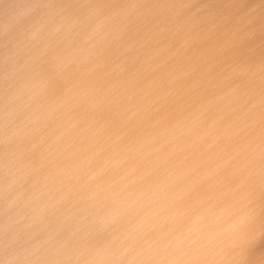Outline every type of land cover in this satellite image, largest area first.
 Segmentation results:
<instances>
[{
	"label": "water",
	"instance_id": "95a60500",
	"mask_svg": "<svg viewBox=\"0 0 264 264\" xmlns=\"http://www.w3.org/2000/svg\"><path fill=\"white\" fill-rule=\"evenodd\" d=\"M11 1L0 0V20L20 11L21 0L13 8ZM62 9L55 4L50 15L34 10L38 32L55 28L53 16ZM88 9L93 11L91 4ZM184 9L172 22L182 30L170 38L171 31L163 34L161 47L146 43L129 64L118 63L116 53L89 71L71 68L61 54L59 64H31L24 74L15 73L20 64H0V135L24 140L18 152L0 144L5 158L17 159L10 166L6 159L8 178L0 184V220H17L0 237L9 245L0 264H236L243 255L240 264H264V203L240 199L250 172L235 168L240 160L252 162L264 178V79L257 78L264 72V12L235 13L236 19L230 14L211 24ZM240 18L244 22L236 24ZM129 23L119 36L129 37L122 42L131 48L139 32ZM21 24L22 35L29 26ZM16 31L1 20L0 42ZM19 39L14 49L23 56L27 46ZM136 79H143L136 88L127 84ZM94 82L104 89L93 91ZM174 88L175 95H167ZM49 92L56 93L55 109L47 103ZM126 92L127 99L114 101ZM38 93L45 99L32 103ZM61 131L69 155L58 169L47 168L42 142L59 139ZM43 187L35 197L33 191ZM20 204L32 211L18 217ZM143 220L171 221L152 233ZM246 220L233 256L223 248ZM48 229L50 243L44 239ZM201 231L217 256L189 252L202 249L196 238ZM220 239L221 246L213 244ZM186 246L188 252L177 254Z\"/></svg>",
	"mask_w": 264,
	"mask_h": 264
},
{
	"label": "bare ground",
	"instance_id": "6f19581e",
	"mask_svg": "<svg viewBox=\"0 0 264 264\" xmlns=\"http://www.w3.org/2000/svg\"><path fill=\"white\" fill-rule=\"evenodd\" d=\"M25 1L26 0H21V2H19L21 7H20V11L18 13H17V11H15V12H13V14L9 18H6L7 17L6 16L4 19H1L2 21L6 22L8 24L12 23L13 29L17 30V31H16V33H14L12 35V38L7 39L8 38V35H7L6 39H4L0 42V64L9 63V62H15L16 64H20L18 67V71H15L16 74L17 73L24 74V71L28 66H30L31 64H36L35 62L37 60H34L35 58L30 59V57L28 55L34 50V48H36L41 42H43L53 32V29L46 28V25L43 28L45 31L38 32L42 29L40 27L38 28L37 22H35L36 16L34 15V10L39 8L43 13H45V14H48V13L39 6L38 7L37 6L30 7V6L25 5ZM84 1L85 0H59V3L57 4L59 6H63V9L61 12H63L64 8H66L70 14L69 18H70V20H72V22L74 24V35L76 37V40L72 43L73 53H72L71 58H72L73 64H75V65L79 64L78 67H80L81 70L83 69L84 71H87L90 66H88L86 68H82V67L84 65H87V64H94L93 66H95V64H97L99 57H100L99 52L100 51L102 52V49L104 48L105 45H108L110 42H113L116 39V38L110 36L109 37L110 41L108 42V44L106 41L105 45L102 46V49L100 48L101 45L98 44V42H97L99 36H102L103 32H105V29L107 26L106 22L108 20L111 21L110 27L108 29L113 28L118 33H121L120 29H122L123 26H126V23L130 25L129 22H130V20H132V25L137 28V30L140 34L138 39H137L138 41L136 43V46H138V44H139L140 47L138 46V47L134 48L135 54L133 56H135V57L131 56V58H130V59H133V58H138L142 48L144 47V45H146V43H149V44L152 43V45L161 47V42H163L161 36L163 34H165L167 31H169V32L171 31L170 35L168 36V38H170L173 36V34L175 35L180 30H182V29H179L177 27V25H175L172 22L174 20L176 21L177 13H179V11H181L183 8H185L184 11H186V12L188 11V14L191 17L195 16L194 14L191 13L193 10H194V13L197 12V14H200L201 17L205 16L206 17L205 21L209 20L211 24L213 23L214 18L213 19L212 18L207 19V17H212V16L215 17L216 16L217 19L223 21V20H227L230 18L233 19L235 13L238 15L242 14L241 16H243V14H254L255 15V13H258V12H262V11L264 12V3L262 2V0H194V1H191V0H132V1L131 0H123L118 5L122 8V10H123L122 12H126L128 14H131L130 18L128 16L122 17V15H116L115 18H108L107 17V20L103 21L100 18L89 19V18L85 17V15L83 14V11L81 9V4ZM212 4H216V6L213 7L212 10L208 11V7H210ZM72 5L75 6L74 9L71 8ZM15 6H16V3H14V1H11L10 7L13 8ZM0 7H1L0 8V14H2L1 10L3 7H2V5ZM10 7H8L5 12L8 13ZM209 12H213V13L209 15ZM7 13H5L4 15H6ZM114 13H115V10H111L110 16H112ZM223 14H224V16H223ZM230 14H232V15L229 18ZM180 15H182V13ZM22 18H24V19L21 21ZM116 18H118V19H116ZM234 19H236V18H234ZM116 20H118V21L114 24V22ZM239 22H240V24H242L244 21H242L240 18V19H238V21H236V24H239ZM21 23H23L24 25H28L30 27V28L28 27L29 30L25 34H22V35H21V30L18 31V27H23V25ZM207 24L208 23H206V25ZM244 24L252 25V23L250 21H245ZM149 25H150L151 29L146 28ZM139 27H140V30H139ZM263 27H264V24H263ZM89 28L93 32L87 36L90 40V41L88 40L89 41L88 42L87 40L84 41L82 37L86 36L85 32H87V29H89ZM33 29H34L35 35L36 36L38 35L37 38L33 37V35H32ZM224 31H230V30H229V28H227V29H224ZM227 34H228V32H225L224 35L227 36ZM25 35H27V36H25ZM122 35L124 36V34H122ZM224 35H222V36H224ZM225 36L223 38H225ZM22 37H24V39L26 37H28L27 39L24 40V43L26 41H28V42L26 44L23 43L24 47L27 46V48L25 50V54L23 56L21 55L22 50L21 51L16 50L17 49L16 47H18V44L21 41L19 38H22ZM105 37L108 38V36H105ZM67 39H69V34H66V41H65V43H62V45L60 47H63L66 45ZM14 48H16V49H14ZM6 50L10 51L9 54H7V56L10 55V57L6 58V60H8V62L5 61V59H4V56L6 54ZM11 50H12V52H11ZM10 53L13 54V57H11ZM238 53H236V55H238ZM132 61H134V60H132ZM232 61H237L236 57H234V55L232 57ZM54 62L55 61H54V58L52 56L44 58L41 61H39L40 64H54ZM92 67H90V68L94 69ZM71 68H73V66ZM91 69H90V71L92 73ZM257 78L260 79V81L262 79H264V72L257 75ZM30 79L31 78H29V80ZM152 79L154 80V82L158 81L156 76ZM137 80H139V79H136L133 82L128 81L127 84L133 88H136L138 85L141 84V81H143V79H141V81H137ZM47 82H49V81H47ZM47 82H45V83L48 84ZM27 86H29V84H27ZM50 86H51V84H50ZM92 86H93V89H92L93 91L97 89L95 92H99L98 90H100V92H101L104 89L99 84H95V82ZM43 91L44 90H42V93H43ZM42 93H38L39 96H36L32 103H35V99L44 100L45 96ZM123 94H125V93H123ZM125 95L128 96L127 92ZM167 95H170V96L175 95L174 90H173V92L167 93ZM56 97H57L56 93H53V92L48 93V98H47L48 102L47 103H50L52 101V103L49 105L50 109L56 108L55 107ZM44 112L45 111L43 110V112H42L43 115H42L41 120H43L45 118L46 113L44 114ZM161 112H163V111H161ZM162 117L166 118V113L163 112ZM33 119L34 118H31V121ZM60 129H61V127H60ZM63 134H65L63 131L59 132V136H60L59 139L60 140L55 136L51 139V141L50 140L49 141L44 140L42 142L43 146H41V160L43 161V164L45 167L55 168L57 165V167L55 169H58L59 164H61L60 160H62L63 157L66 158L67 154L69 155L67 147L65 146V138H64L65 135L62 136ZM22 138L12 140V138L10 137L9 134L2 132V135H0V141H1L0 144H5V145L9 146L6 151L14 150L15 152H18V151H20V149L17 146H20L22 148V143H24V140L20 142V140ZM44 150H45V154L43 156L42 153L44 152ZM21 153H22V151H21ZM9 155L10 154L6 155L8 157L5 158L4 153L0 152V162H1L0 163V184H1V181L3 182V184H1V185H4L6 178H8L6 175V173H8L7 172L8 167H7V165L4 164L6 159L8 161L9 166H10V164H13V165L16 164L17 159H13V158L11 159L9 157ZM9 158H10V160H9ZM57 161H58V163H56ZM242 162H243V160H242ZM243 167H244L243 170L248 168V171L251 174H253V176L250 177L249 180L246 181L248 183V187L250 188L247 196L250 198L252 197L257 202V204L262 203V202L264 203V178H262V176L259 175L258 169H257L256 165L254 166V163L244 162ZM51 179H52V181L54 180L53 177H51ZM43 189H44V187L40 188L38 190H35V191L37 193H40L43 191ZM246 192H248V191L246 190ZM25 207H27V205L26 206H21V204L18 205L17 208L15 209L16 215L20 214L19 216H21V212L23 211V209ZM255 217H256V214H255ZM16 221L17 220H0V237H1V235H5L6 232H7L6 235H9L8 233H9L11 228L15 227L14 225H16L15 224ZM255 221H253L251 223V226L255 225ZM168 222H169V220H153V221L143 220V223L145 225L150 226L151 230H153L155 232L159 231V229H161L163 226H165ZM249 224H250V220H246L244 222V224L242 225V227H245V228H243V230L241 232H238L234 229L237 236L232 235L230 237V239L225 243V246L227 247V249H225V248H223V249L228 251V252L230 250V253H232V255L235 256L234 253H236L237 247L239 248L238 245L240 243V241H238V239L241 236V234H242V236H244L245 232L247 231V228L249 227ZM18 227L20 228V226H18ZM16 229H18V228H16ZM50 230H52V229H48L47 233H44V239L45 240L47 237L52 236L49 234ZM29 235H32V234L29 233ZM28 238L29 237H27V239ZM235 238H237V239H235ZM233 239H235V241H232ZM0 240H2V238H0ZM4 241L6 243H8L7 240H4ZM248 242L250 243V241H248ZM243 247H245V246H243ZM42 252L45 253L44 251H42ZM54 252L55 251L46 252V253L51 254ZM127 253H128V255L130 254L129 251H127ZM132 254H134V252H132ZM243 256H245V255H243ZM243 256L238 258V261L236 262V264L241 263L240 261L243 260Z\"/></svg>",
	"mask_w": 264,
	"mask_h": 264
},
{
	"label": "rangeland",
	"instance_id": "374dc122",
	"mask_svg": "<svg viewBox=\"0 0 264 264\" xmlns=\"http://www.w3.org/2000/svg\"><path fill=\"white\" fill-rule=\"evenodd\" d=\"M12 1H15V0H12ZM58 1L59 0H26L25 1V5L30 6V7L39 6L42 9H44L48 13V15H50V11H51L52 7L55 4H56V7L59 6V5H57L59 3ZM122 1L123 0H85L81 4V9H82L83 14L85 15L86 18H89V19L100 18L101 20L105 21V20H107V17L108 18H115L116 15H122V11L123 10L118 5ZM90 4L93 7V11H90L88 9V6ZM215 6H216V4H212L210 7H208V11L212 10L213 7H215ZM111 10H115V13L112 16H110L111 15ZM212 13L213 12H209V15L212 14ZM69 15L70 14H69L68 10L66 8H64L63 12H61L59 14V18H58L57 15L53 16V18H54V21H53L54 25L53 26H55V28H53V32L43 42H41L36 48H34V50L28 55L30 57V59H32V58L34 59L35 58L34 60H37L35 62L36 64H40L39 61H41L44 58L51 57V56L54 58V61H55L54 64H59L57 62V60H58L57 58L60 57V54H61V55L64 56L65 59H67V61H68L67 64H70L71 67L72 66L76 67V65L73 64V61H72V58H71L72 53H73L72 43L76 40V37L74 35V32L73 33H69V30H73L74 31V24H73L72 20H70ZM213 18H216V16L215 17L212 16V19ZM116 19H118V18H116ZM117 21L118 20H116L114 22V24ZM106 23H107V26H106L105 32H103L102 36H99V38L97 40L98 44L101 45L100 48L102 49V46L105 45L106 41H107V44H108V42L110 41L109 40L110 36H112V37H114L116 39H115V41L110 42L108 45H105L104 48L102 49V52L101 51L99 52L100 57H99V60H98L97 64H95V66L96 65L99 66L100 64L108 63L107 61L111 60V57H109V56H111L113 53L117 54L116 57H115V60L118 63H120V64H129L132 60L136 59V58H133V59H130V58H131L132 55L135 54L134 48L138 47L139 44H138V46L134 45L131 48L126 47L124 45V43L122 42V40L123 41H129L130 38L126 37V36H123V35L119 36V33L117 31H115L113 28L112 29H108L110 27L111 21L108 20ZM128 25L129 24L126 23V26H128ZM177 27H178V25H177ZM48 29H52V28L48 27ZM92 32L93 31L90 28L87 29V32H85L86 36L82 37L83 40L84 41H86V40L88 41L89 38L87 36L89 34H91ZM66 34H69V39H67V43H66L65 46L60 47L62 45V43H65V41H66ZM105 36H108V38H106ZM134 42H136V41L134 40ZM231 62H236V61H231ZM92 65H94V64H92ZM77 66H79V64ZM88 66H91V64L84 65L82 68H86ZM174 94H175V88H174ZM116 97H117V99L115 98V100H114L116 102H119V99H122V98L123 99H127L128 98V96H126L123 93L122 94H117ZM141 103H142V101H141ZM76 161H77V159L75 160V162ZM241 162H242V160H240V162L235 166L236 170L238 169V170L243 171V169H241L243 167V164H241ZM81 166L82 165H80L78 167H81ZM249 175H250V177L253 176V174H251V173L248 174V176ZM242 185H243V190L245 191V193L242 194V197H240V199L243 200V201H248V198H250V197H248L247 195L249 193V189L250 188L248 187V183L247 182L243 183ZM246 190L248 192H246ZM34 192L37 193L36 191H34ZM40 193H42V192H40ZM34 196L35 197L39 196V193L35 194ZM29 207L30 206H27V207H25L23 209V211L21 212V216H23L25 214V212L27 211V209ZM29 210L32 211V209H30V208H29ZM30 211H28L27 213H29ZM21 216H19V217H21ZM170 221L171 220H169V222ZM181 221L182 220H177V222H180V223H181ZM209 221L210 220H207V222H209ZM33 224H34L33 228H38V222L35 221V222H33ZM205 228H207V227H205ZM36 231H37V229L35 230V232ZM151 232L155 233V231H153V230H151ZM225 232H227V231L222 232V235H220L219 237L225 236L226 235ZM232 232H233L232 235L237 236L235 231H234V229L232 230ZM28 233H31V231H29ZM199 235H201L202 238H205V233H202V231H201V233L196 235V238L200 241V243H198V245L199 246L202 245V246H204V248L201 246L202 249L201 250H197V251H195L193 248H191L189 250V252L191 254L194 253L195 256H198L200 258L203 257V256H210L211 257L212 255L213 256L217 255V253L216 254H212L214 252V250L208 249L206 247L208 244L210 245L212 242L208 243L206 245V242H203L204 240H201ZM52 239H54L53 236H49V237L46 238L45 241L47 243H50V240H52ZM207 240L210 241V239H207ZM220 243H221V239L213 241V244H215V245L217 244L216 245L217 247L221 246ZM189 247L190 246L183 247V249L181 248V250L178 251L177 254L179 252L181 253L182 250H185V251L188 252ZM205 249H207L208 251H204ZM6 250H9L8 243H6L4 240H0V254H2ZM43 251L45 253L46 252H52V251H54V249H52V248H50V249L44 248ZM191 256H193V255H191Z\"/></svg>",
	"mask_w": 264,
	"mask_h": 264
}]
</instances>
